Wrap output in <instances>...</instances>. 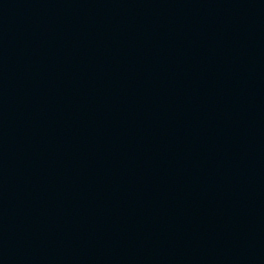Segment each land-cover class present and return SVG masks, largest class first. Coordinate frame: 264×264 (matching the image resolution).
I'll use <instances>...</instances> for the list:
<instances>
[{
	"label": "water",
	"instance_id": "95a60500",
	"mask_svg": "<svg viewBox=\"0 0 264 264\" xmlns=\"http://www.w3.org/2000/svg\"><path fill=\"white\" fill-rule=\"evenodd\" d=\"M0 264H264V0H0Z\"/></svg>",
	"mask_w": 264,
	"mask_h": 264
}]
</instances>
